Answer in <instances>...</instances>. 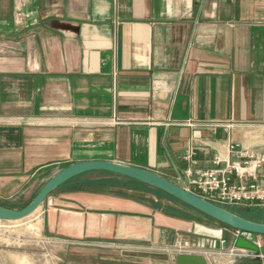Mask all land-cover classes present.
<instances>
[{"label":"crops","instance_id":"0c3cea01","mask_svg":"<svg viewBox=\"0 0 264 264\" xmlns=\"http://www.w3.org/2000/svg\"><path fill=\"white\" fill-rule=\"evenodd\" d=\"M230 142L264 147V0H0V197L82 161L176 183L235 161ZM59 188L44 236L119 252L102 264H177L164 248L178 236L234 242L148 202Z\"/></svg>","mask_w":264,"mask_h":264},{"label":"built area","instance_id":"2783aa9c","mask_svg":"<svg viewBox=\"0 0 264 264\" xmlns=\"http://www.w3.org/2000/svg\"><path fill=\"white\" fill-rule=\"evenodd\" d=\"M230 154L235 155L236 160L226 162L220 155L213 158V168L206 171L193 173L185 179L182 175L176 178V184L213 204L224 208H264V147L259 151L245 148L239 143L230 142L228 146ZM194 153L188 151L184 156L190 164H194ZM52 203L51 196L46 200ZM233 244L229 245L227 239L220 237L219 248L211 250L183 237H176L173 244L164 250L176 255L202 256L207 259L215 257L231 258L232 264L239 259H252L264 264V254L246 248L236 246L237 240L243 236L242 231L233 229ZM258 236L253 242L259 247H264Z\"/></svg>","mask_w":264,"mask_h":264},{"label":"water","instance_id":"95a60500","mask_svg":"<svg viewBox=\"0 0 264 264\" xmlns=\"http://www.w3.org/2000/svg\"><path fill=\"white\" fill-rule=\"evenodd\" d=\"M97 171H106L135 179L159 189L216 221L242 231L243 236L237 240V247L264 254V247H259L253 243L257 240L258 236H264V223L251 221L227 208L213 204L188 192L173 181L155 172L118 162L82 161L73 163L53 175L25 208L12 209L0 205V221H19L29 217L40 209L51 194L60 186L78 176ZM176 262L177 264H207L201 256L187 255H178ZM256 264H261V262L258 261Z\"/></svg>","mask_w":264,"mask_h":264},{"label":"rangeland","instance_id":"374dc122","mask_svg":"<svg viewBox=\"0 0 264 264\" xmlns=\"http://www.w3.org/2000/svg\"><path fill=\"white\" fill-rule=\"evenodd\" d=\"M38 189L26 186L16 196L0 197V204L22 206L35 196ZM31 190L34 191L32 194ZM237 209L249 216L264 218V213L258 208ZM39 213L40 209L23 220L0 221V264H102V257L119 254L115 249L71 245L61 239L44 236Z\"/></svg>","mask_w":264,"mask_h":264},{"label":"trees","instance_id":"16d2710c","mask_svg":"<svg viewBox=\"0 0 264 264\" xmlns=\"http://www.w3.org/2000/svg\"><path fill=\"white\" fill-rule=\"evenodd\" d=\"M69 165L71 164H67L63 168L68 167ZM64 188L71 189L72 191L77 192L81 191L91 193H103L113 194L122 197H130L140 202H148L155 209H158L159 211L172 217H177L184 220L194 221L207 225L219 224L224 227L233 229L232 227H229L225 224L216 221L215 219L197 211L191 206L183 203L182 201L174 198L173 196L159 189H156L150 185H147L135 179L120 176L106 171L90 172L78 176L62 185L59 189ZM30 202L31 201L23 204L22 206H15V204L9 205L8 203L0 205L12 209H23ZM227 209L251 221L259 223L264 222V218L249 216L248 214H244L243 210L241 211V209ZM258 209L261 210L262 213H264V211H262L264 209ZM240 261L242 262L241 264H254V262H250L248 259H241Z\"/></svg>","mask_w":264,"mask_h":264},{"label":"bare ground","instance_id":"6f19581e","mask_svg":"<svg viewBox=\"0 0 264 264\" xmlns=\"http://www.w3.org/2000/svg\"><path fill=\"white\" fill-rule=\"evenodd\" d=\"M34 213H35V212H34ZM34 213H33V214H34ZM33 214H32V215H33ZM30 216H31V215H30Z\"/></svg>","mask_w":264,"mask_h":264}]
</instances>
